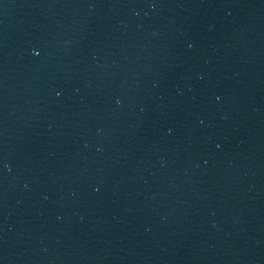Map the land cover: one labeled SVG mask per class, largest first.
I'll return each instance as SVG.
<instances>
[{
	"label": "water",
	"instance_id": "water-1",
	"mask_svg": "<svg viewBox=\"0 0 264 264\" xmlns=\"http://www.w3.org/2000/svg\"><path fill=\"white\" fill-rule=\"evenodd\" d=\"M0 264H264V0H0Z\"/></svg>",
	"mask_w": 264,
	"mask_h": 264
}]
</instances>
